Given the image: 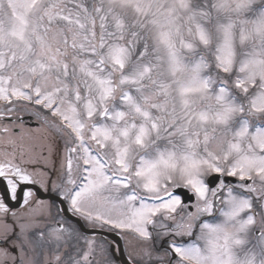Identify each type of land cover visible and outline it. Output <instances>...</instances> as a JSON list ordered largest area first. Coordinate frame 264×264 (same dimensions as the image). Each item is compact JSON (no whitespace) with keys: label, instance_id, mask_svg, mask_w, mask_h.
Wrapping results in <instances>:
<instances>
[{"label":"snow or ice","instance_id":"6c2138e0","mask_svg":"<svg viewBox=\"0 0 264 264\" xmlns=\"http://www.w3.org/2000/svg\"><path fill=\"white\" fill-rule=\"evenodd\" d=\"M0 264H264V0H0Z\"/></svg>","mask_w":264,"mask_h":264}]
</instances>
